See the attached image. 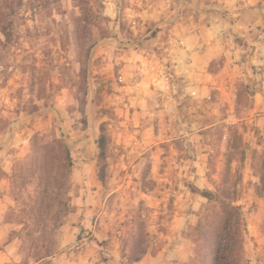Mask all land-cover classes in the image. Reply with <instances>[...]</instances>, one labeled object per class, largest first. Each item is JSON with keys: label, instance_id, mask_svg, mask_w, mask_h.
<instances>
[{"label": "rangeland", "instance_id": "374dc122", "mask_svg": "<svg viewBox=\"0 0 264 264\" xmlns=\"http://www.w3.org/2000/svg\"><path fill=\"white\" fill-rule=\"evenodd\" d=\"M251 6L264 14V0H23L0 30V264H120L140 228L153 247L133 264H191L218 204L189 184L215 189L227 165L241 264H264V18L259 68L225 24Z\"/></svg>", "mask_w": 264, "mask_h": 264}, {"label": "trees", "instance_id": "16d2710c", "mask_svg": "<svg viewBox=\"0 0 264 264\" xmlns=\"http://www.w3.org/2000/svg\"><path fill=\"white\" fill-rule=\"evenodd\" d=\"M23 0H0V30L8 32V24H12ZM98 140V167L99 178L105 180V150L104 145ZM56 139V138H54ZM65 159L69 166L73 164L70 151L66 148ZM260 180L256 184L258 192H264V151L259 155V160L253 165ZM229 167L223 174L222 181L215 189L200 188L190 183L192 191L212 200L218 204L205 218L203 227L202 244L198 258L191 264H241L243 239L241 234L242 206L236 203L235 181L229 176ZM59 186V185H58ZM153 247L148 233L143 228L131 233L123 244L120 264H133ZM41 257H38L39 260Z\"/></svg>", "mask_w": 264, "mask_h": 264}, {"label": "crops", "instance_id": "0c3cea01", "mask_svg": "<svg viewBox=\"0 0 264 264\" xmlns=\"http://www.w3.org/2000/svg\"><path fill=\"white\" fill-rule=\"evenodd\" d=\"M262 16V17H261ZM261 18H264V14L260 11V7L251 6L242 8L240 13H236L234 16H230L227 18L225 24L227 25L230 33L241 36L238 38V43L242 44L245 48L250 49L247 54L246 64L252 66L253 68H259V66L254 67L255 63H260V21ZM237 42V41H236ZM193 61L190 63L189 68H184L188 73H192V76H197L199 72H197V65L200 64V60L208 58L212 60L216 56V54H211L210 47L206 48L205 51L195 50L192 51ZM239 55V51H232L227 54V61L230 63L229 71L234 73L237 70V65L231 67V64H235V60ZM259 85V86H257ZM256 89L254 90V94H260V83H256ZM251 85V87H254Z\"/></svg>", "mask_w": 264, "mask_h": 264}]
</instances>
